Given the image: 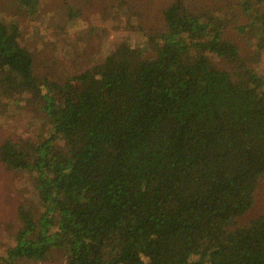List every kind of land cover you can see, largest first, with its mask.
Masks as SVG:
<instances>
[{
  "label": "trees",
  "instance_id": "obj_1",
  "mask_svg": "<svg viewBox=\"0 0 264 264\" xmlns=\"http://www.w3.org/2000/svg\"><path fill=\"white\" fill-rule=\"evenodd\" d=\"M253 6L264 52V0ZM163 18L149 51L117 45L63 82L38 75L18 23L0 21V105L29 91L45 120L0 142V166L33 173L43 208L37 221L18 209L3 262L264 264V210L246 216L264 182V74L215 10L172 0Z\"/></svg>",
  "mask_w": 264,
  "mask_h": 264
},
{
  "label": "rangeland",
  "instance_id": "obj_2",
  "mask_svg": "<svg viewBox=\"0 0 264 264\" xmlns=\"http://www.w3.org/2000/svg\"><path fill=\"white\" fill-rule=\"evenodd\" d=\"M172 0H41L38 14L22 11L17 0H0V21L18 23L20 40L34 52V71L41 77L66 81L108 56L117 45L151 49L149 38L158 37L164 29L163 10ZM222 15L224 34L239 48L247 65L264 74V52L259 44L252 16L257 0H193ZM259 6H263L259 3ZM253 8H255L253 6ZM72 9V11H71ZM20 10V11H17ZM214 62H224L212 53ZM258 88H264L260 82ZM44 124L40 99L23 91L18 103L0 105V142L7 135L27 137L32 126ZM46 125V132H47ZM41 134V131H39ZM34 134V132H33ZM34 174L0 166V257L17 246L22 224L17 217L24 209L37 221L43 211L33 189ZM91 190H97L92 185ZM264 210V182L258 183L251 217ZM187 255L192 258L190 254ZM0 264H8L0 260ZM10 264H42L25 258ZM44 264H62L61 255L53 252Z\"/></svg>",
  "mask_w": 264,
  "mask_h": 264
}]
</instances>
